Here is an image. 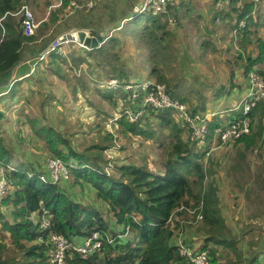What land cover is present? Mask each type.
<instances>
[{"label": "rangeland", "instance_id": "obj_1", "mask_svg": "<svg viewBox=\"0 0 264 264\" xmlns=\"http://www.w3.org/2000/svg\"><path fill=\"white\" fill-rule=\"evenodd\" d=\"M73 1L76 0H70L67 7L64 6L65 11H61V0H28L23 5L31 11L35 24L33 46L53 36L50 44L61 33L79 29L75 27L80 24L79 18L81 24L86 21L92 28L100 26L106 39L100 53L88 52L92 50L70 40L57 50L65 61L55 60L52 64L48 56L40 60L39 56L34 55L23 61L17 71L14 68L10 72V79L17 77L20 71L23 75H30L12 79L10 92L0 97V111L3 114L0 118V141L11 156L9 167L12 169L16 164L23 163L44 171L48 157L54 156L36 132V129L44 126L59 133L75 151H94L98 150L97 147H104L103 150L99 148L97 153L101 152L107 161L104 166L107 173L125 164L162 171L172 140L169 131L160 128L152 117L148 122L142 119L140 123L152 137L134 135L125 130L114 120L119 114L118 100L121 94L118 91L106 99L94 87V80L118 77L119 73H124L127 80L156 81L155 74L162 73L170 85L176 86L179 94L187 97L191 108L206 109L202 113L219 112L227 119V113L218 108L230 107L237 95L242 94L240 81L234 75H238L241 81L245 79L241 67L244 61L235 60V56L245 58L247 53L251 57L258 56V45L261 43L264 47V0L253 3L250 11L257 17V25L247 28L248 39L251 37L249 44L248 39L241 40L233 26L240 11L237 9L243 3L238 0H180L181 5L176 10L177 25L169 28L166 25L171 32L167 47L153 53L141 44L138 28L128 20L119 19L129 10L130 5H127L131 0H99L88 12L75 11ZM216 3H220L221 7L217 8ZM53 12H56L54 20ZM20 15V12L14 15V24ZM89 35L94 34L90 31ZM86 52L91 55L86 57ZM150 54L153 60L149 58ZM81 56L86 61H72L74 57ZM257 67L264 70V60L254 68ZM222 87L229 93H224L218 100L215 91ZM256 120L253 119V130ZM182 128L187 129L185 126ZM188 135L190 137L189 131ZM186 136L184 130V140ZM202 164L208 171L207 179H211L217 187L219 209L226 226L241 238L237 244L238 253L242 257L247 256L248 241L257 242L259 235L264 234V135L249 150L235 142L218 145L203 157ZM58 185L74 200L101 211L111 229L120 231L121 226L110 218L106 206L96 198L88 182L73 185L69 176ZM1 209L10 219L11 208L1 206ZM197 214L195 209H189L181 217L173 216L171 223L174 225L179 218V224L174 229L172 242L185 251H207L209 259L208 250L203 248L204 235ZM252 227L254 231H247ZM242 231L245 232L244 238L241 237ZM5 236L2 239L5 244L4 256L17 257L8 235ZM261 249L264 250V247ZM225 259H234L233 252L219 248L217 260ZM207 264H210L209 260Z\"/></svg>", "mask_w": 264, "mask_h": 264}, {"label": "trees", "instance_id": "obj_2", "mask_svg": "<svg viewBox=\"0 0 264 264\" xmlns=\"http://www.w3.org/2000/svg\"><path fill=\"white\" fill-rule=\"evenodd\" d=\"M27 1L0 0V74H10L21 61L44 51L54 38L52 36L38 45H32L35 36L25 35L21 25L23 5ZM139 1L131 0L127 5H130L129 10L119 19L128 20L138 28L142 45L148 47L151 52H161L162 48L167 47L171 36V32L166 29V20L153 16L149 11L135 12L134 8L139 5ZM68 3L70 0H61V11H65L64 6L67 7ZM95 4L86 9L74 10L88 12ZM252 8L253 2L244 0L242 7L237 9L240 11L236 14L233 26L241 40L248 39V26L257 25V17L250 13ZM19 12L21 15L14 24V15ZM55 18L56 12H53L52 20ZM243 18L246 25L239 28L237 24ZM78 22L80 24H76V28L89 29L93 34L98 31L104 32L100 26L92 28L86 21L81 24V18ZM102 44L88 52H102ZM258 46L259 54L256 58L247 53L245 58L242 55L235 56V60L244 61L241 65L244 73L256 70L264 79V70L254 68L264 59V47L261 43ZM88 52L86 57L91 55ZM47 56L52 64L55 60H66L56 50L49 51ZM113 56L114 54L111 57ZM149 58L153 60L151 54ZM76 60L78 63L86 61L83 56L72 59ZM235 62L239 65L237 61ZM152 73L154 74L153 68ZM117 78L127 80L124 73H119ZM155 79L157 83L165 85L169 95L186 103L191 113L206 110L191 108L187 97L179 94L175 90L176 86L170 85L164 74H155ZM96 90L106 99L111 98L112 93H116ZM224 93H229L225 87L215 91L217 98ZM120 114L121 117L116 119V123L134 135L152 137V134L140 125L143 121L148 122L151 117L157 121L160 128L169 131L172 140L165 154L162 171L155 172L141 165L125 164L115 167L114 172L107 173L104 170L107 161L103 159L101 152L97 153L99 148L103 150L104 147H97L98 150L94 151L85 149L84 152H78L51 128L41 126L36 129L47 150L66 163L71 183L80 185L84 181L92 186L96 198L106 206L110 218L121 226L118 232L111 229L109 221L101 211L74 200L60 189L59 183L42 182L39 179L41 171L23 163L9 169L11 156L0 141V165L4 169V178L7 181L6 195L0 201V264H51L46 254L49 234L80 241L96 231L102 234L103 239L109 236L112 241L103 240L100 251L86 257L71 252L67 257L69 264H193L183 253L181 246L171 244L173 231L179 224V218L174 225L171 223L173 216L181 217L182 213L189 209H195L201 214L203 248L208 250L210 264H264V250L261 249L264 247L262 246L264 234L259 235L257 242L248 241L247 256L242 257L238 253L237 244L241 238L226 226L219 209L217 187L211 179H207L208 171L202 164L207 145L197 147L188 135L189 130L182 128L174 120L169 109L153 111L146 108L143 118L138 121H129L122 111ZM251 114L253 119H257L255 130L252 128L248 135L235 141L236 145H241L246 150L256 146L264 135V104L259 103ZM2 116L0 111V118ZM142 119L144 120L141 121ZM217 120L213 117L208 122L207 143L213 138ZM184 130L187 134L186 140L182 137ZM1 206L11 208L10 219L2 212ZM45 222L47 225H43ZM247 231H254V228ZM6 234L18 258L4 256L5 244L2 243V239L6 238ZM241 234L244 238L245 232L242 231ZM254 246H257L256 249H253ZM219 248L231 250L234 259L218 261Z\"/></svg>", "mask_w": 264, "mask_h": 264}, {"label": "built area", "instance_id": "obj_3", "mask_svg": "<svg viewBox=\"0 0 264 264\" xmlns=\"http://www.w3.org/2000/svg\"><path fill=\"white\" fill-rule=\"evenodd\" d=\"M73 1L72 4L76 9H86L95 4L99 0H80ZM244 3V0H238ZM253 3L259 0H251ZM180 0H141L138 6L134 8L135 12L149 11L153 16L165 18L167 28L174 27L176 24V10L180 6ZM217 8L221 7L220 3H216ZM22 30L25 35L29 36L34 33V21L32 13L29 9L24 8L21 21ZM238 27L243 28L246 25L245 18L239 20ZM91 30L84 31L89 35ZM70 40H60L59 36L47 46V48L39 54V59H43L49 51L61 49V45L67 44ZM246 90L242 97L237 99L226 109V116H220L219 112L202 113L196 111L191 113L186 103L181 102L178 98H174L166 91L164 84L157 83L154 80H123L117 77H106L94 80V87L101 91H113L121 94L118 100L120 104L119 114L114 120L121 117L120 112L125 115L129 121H138L143 118L146 108L153 111L159 109H169L172 111L174 120L182 127L185 126L189 132L191 139L199 148L208 145L204 151L205 155L211 152V149L218 145H225L235 142L244 135H248L252 129L253 118L252 110L259 104H264V79L256 70H250L245 75ZM231 112V113H230ZM216 117L217 125L213 129V138L210 143L206 141V135L209 132L208 122ZM10 166V165H9ZM44 171L40 173L39 179L42 182L53 184L61 183L69 178V171L66 163L56 156L48 157ZM9 169H12L9 167ZM7 191V181L4 178L3 167H0V201ZM197 219H201V214L196 215ZM47 225V222L43 223ZM103 240L111 242L112 238L105 236L98 231L93 232L90 236L82 238L80 241L68 240L66 237L58 234H49L48 249L46 254L51 264H69L67 257L71 252L86 257L92 253L99 252ZM183 249V248H182ZM183 253L188 256L193 264H207V251H185Z\"/></svg>", "mask_w": 264, "mask_h": 264}, {"label": "water", "instance_id": "obj_4", "mask_svg": "<svg viewBox=\"0 0 264 264\" xmlns=\"http://www.w3.org/2000/svg\"><path fill=\"white\" fill-rule=\"evenodd\" d=\"M84 31H86V30L85 29H76L75 31L72 30V31L63 32L58 36H59L60 40H62V41L64 39L75 40V41L79 42V44L82 47H85L88 50H92L94 48H97L102 43L105 42V39H106L105 35L106 34L104 32L98 31V32L94 33V35L90 36V35H86ZM37 56H39V54L36 55V57Z\"/></svg>", "mask_w": 264, "mask_h": 264}, {"label": "crops", "instance_id": "obj_5", "mask_svg": "<svg viewBox=\"0 0 264 264\" xmlns=\"http://www.w3.org/2000/svg\"><path fill=\"white\" fill-rule=\"evenodd\" d=\"M224 1H226V0H224ZM229 2H230V0H228ZM235 1H237V0H235ZM181 5V4H180ZM58 37V36H57ZM250 39H251V37H250ZM250 39H249V41H248V43L247 44H249V42H250ZM49 45V44H48ZM47 48V47H46ZM45 48V49H46ZM36 56V55H35ZM45 56H47V54H45ZM44 56V57H45ZM257 57V55L256 56H254L253 58H256ZM31 58V57H30ZM29 59V58H28ZM40 60H42V59H40ZM264 60V59H263ZM23 61H21L20 62V64L18 65H16L14 68H15V70L17 69H19V68H21L22 67V65H21V63H22ZM13 68V69H14ZM12 69V70H13ZM259 69L260 70H263L262 68H260L259 67ZM16 70V71H17ZM15 71V72H16ZM242 72L244 73V71L242 70ZM22 72L20 71V73H19V75L17 76V77H20V76H22L23 74H21ZM245 75H246V73H244ZM27 76H30L29 74H26V73H24V75L22 76V77H27ZM17 77H14V78H17ZM22 77H21V80H22ZM234 77H235V79H238L239 81H240V84H241V86H242V91H241V95H237V98L236 99H238V98H240V97H242L243 95H244V93H245V90H246V79H244L243 81H241V78L240 77H238V75H234ZM14 78H11L10 79V74H6V73H3V74H0V95L1 94H3V96H5L6 95V93H7V91L9 90V88L11 87V86H9V83L12 81V79H14ZM10 79V80H9ZM12 83V82H11ZM11 90V89H10ZM10 90H9V92H10ZM12 91H13V89H12ZM8 92V93H9ZM224 95H222V96H220L219 98H218V100L220 99V98H222ZM2 97V96H1ZM236 99H234L235 101H236ZM222 100V99H221ZM230 101H232V99L230 100ZM230 101L227 103V105L228 104H230ZM234 101V102H235ZM232 104V103H231ZM229 106V105H228ZM221 107V106H220ZM216 108H218V107H216ZM229 108V107H228ZM228 108H218V109H221L220 111L221 112H225L226 113V109H228ZM173 234H174V231H173ZM173 241V236H172V238H171V244H175V243H173L172 242Z\"/></svg>", "mask_w": 264, "mask_h": 264}]
</instances>
